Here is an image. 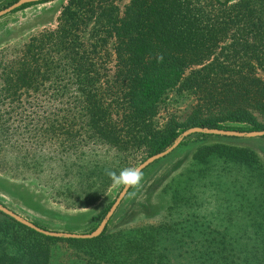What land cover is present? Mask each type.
Returning a JSON list of instances; mask_svg holds the SVG:
<instances>
[{
  "label": "trees",
  "instance_id": "obj_1",
  "mask_svg": "<svg viewBox=\"0 0 264 264\" xmlns=\"http://www.w3.org/2000/svg\"><path fill=\"white\" fill-rule=\"evenodd\" d=\"M56 21L19 46L0 49V104L9 103L19 119L9 124V111L0 113V144L11 145L21 166L45 172L50 161L61 182L99 178L104 184L108 176L96 171L101 155L122 167L165 150L191 127L264 130V0H131L122 16L115 0H68ZM174 90L196 102L184 120L172 114L160 122ZM195 157L263 167L254 149L220 141L203 144ZM69 184L62 183L56 196L74 197ZM101 190L77 198L86 207ZM259 200L252 254L229 228L208 235L182 221L108 224L97 237L66 238L1 212L0 264H171L160 244L164 231L175 232L179 256L192 264H264L263 193ZM151 211L147 217L157 214ZM60 241L73 250L56 263L53 245Z\"/></svg>",
  "mask_w": 264,
  "mask_h": 264
},
{
  "label": "rangeland",
  "instance_id": "obj_2",
  "mask_svg": "<svg viewBox=\"0 0 264 264\" xmlns=\"http://www.w3.org/2000/svg\"><path fill=\"white\" fill-rule=\"evenodd\" d=\"M26 1L38 3L0 17V49L7 45L19 46L39 31L54 28L62 7L68 2V0ZM130 1L115 0L120 16ZM14 2L16 0H0V10ZM259 74L264 76L262 71H259ZM195 102L193 95L182 94L177 90L170 92L160 112V122L172 114L184 120ZM5 111H9L4 116L9 118V124L17 125L19 121L17 113H14L9 103L0 104V113L4 114ZM203 134L205 133H192L184 137L173 151L142 170L141 184L129 189L108 221L110 228L167 221L185 222L187 228L198 225V228L203 229L208 235L213 229L223 232L229 228L232 235L237 236V243L245 242L248 244L247 252L254 253L255 245L258 243V239L255 242L254 231L257 227L254 226V219L259 218L261 210L259 199L262 193L264 194V136L206 134L207 137H204ZM2 138L0 135V143ZM185 141L186 143H183ZM218 141L254 149L261 158L262 169L255 170L247 165L227 162L216 157L208 161L195 157L197 149L203 144ZM0 149H4L0 153V203L32 222L35 219L48 221L52 227L48 230L66 231L64 226L71 224L79 225L81 228L68 232H93L124 188L123 185H113L109 177L104 184L99 178L96 182L86 180L61 182L62 178L59 176L61 171L50 161L46 162L45 172H38L35 168L21 166L13 156L14 150L11 145L0 144ZM100 158L101 167L96 171L97 174L103 175L108 169L118 173L123 168L137 167L148 157L136 156L122 167H115L111 163L114 160L112 155L104 154ZM62 183H71L69 186H72L74 197L65 199L56 196V190ZM94 188H102L98 200L89 206H82L81 199L77 197L82 195L84 190ZM173 198L176 199L177 207L170 214L169 207ZM151 208H155L157 214L147 217V212L149 214L152 212ZM1 212L0 219L3 217ZM98 221L92 230V226ZM86 226L89 228L91 226V229H86ZM160 244L171 264H192L191 260L190 262L179 256L175 232L164 231ZM72 250L70 243L63 241L55 243L53 262H64L70 258Z\"/></svg>",
  "mask_w": 264,
  "mask_h": 264
},
{
  "label": "water",
  "instance_id": "obj_3",
  "mask_svg": "<svg viewBox=\"0 0 264 264\" xmlns=\"http://www.w3.org/2000/svg\"><path fill=\"white\" fill-rule=\"evenodd\" d=\"M26 0H18L14 2L12 5L0 10V17L16 10L20 6H22L24 3H26ZM192 133H205V134H220V135H233V136H239V137H257V136H264V130H254L250 132H242V131H235V130H223V129H210V128H201V127H191L186 129L183 134L178 138L175 143L165 150L149 156L146 160L141 162L137 167L141 168V170H144L148 165L151 163L155 162L156 160L166 156L169 154L171 151H173L179 144L180 142L184 139V137L192 134ZM131 188V187H130ZM130 188H123L122 191L120 192L119 196L111 206L110 210L106 214L105 218L101 221L99 226L91 233H77V232H68V231H57V230H48L45 228H42L38 225H36L34 222L31 220H28L21 214L11 210L7 206L3 205L0 203V211L4 212L5 214L13 217L17 221L35 229L38 232H41L45 235L49 236H55V237H66V238H93L99 236L105 229V227L108 224V221L110 220L111 216L121 203L122 199L126 196L127 192L129 191Z\"/></svg>",
  "mask_w": 264,
  "mask_h": 264
},
{
  "label": "clouds",
  "instance_id": "obj_4",
  "mask_svg": "<svg viewBox=\"0 0 264 264\" xmlns=\"http://www.w3.org/2000/svg\"><path fill=\"white\" fill-rule=\"evenodd\" d=\"M106 175L112 180L113 185H123L125 188L138 187L143 179V171L138 167L123 168L118 173L108 169Z\"/></svg>",
  "mask_w": 264,
  "mask_h": 264
}]
</instances>
